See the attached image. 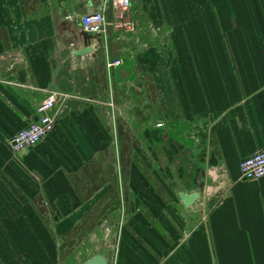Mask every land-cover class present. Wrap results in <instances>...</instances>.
I'll list each match as a JSON object with an SVG mask.
<instances>
[{"label": "crops", "instance_id": "crops-1", "mask_svg": "<svg viewBox=\"0 0 264 264\" xmlns=\"http://www.w3.org/2000/svg\"><path fill=\"white\" fill-rule=\"evenodd\" d=\"M102 6L0 0V264H264V177L238 168L264 147V0H131L86 35ZM164 21L172 49L147 48ZM135 52L150 59L149 110L137 84L133 101L114 95L137 64L106 67ZM52 92L65 95L52 131L12 155Z\"/></svg>", "mask_w": 264, "mask_h": 264}, {"label": "built area", "instance_id": "built-area-1", "mask_svg": "<svg viewBox=\"0 0 264 264\" xmlns=\"http://www.w3.org/2000/svg\"><path fill=\"white\" fill-rule=\"evenodd\" d=\"M110 6L115 13H123L130 9L131 0H103V6L97 12L81 18L82 31L86 35H104L108 25L105 18L106 6ZM120 59L107 61V69L120 66ZM65 98L60 93H49L36 106L37 121L28 127L17 131L8 142L9 149L14 156L21 155L28 148L41 142L53 129L56 122V107ZM162 128L163 124H155ZM240 179L257 181L264 177V147L258 149L239 163Z\"/></svg>", "mask_w": 264, "mask_h": 264}, {"label": "rangeland", "instance_id": "rangeland-1", "mask_svg": "<svg viewBox=\"0 0 264 264\" xmlns=\"http://www.w3.org/2000/svg\"><path fill=\"white\" fill-rule=\"evenodd\" d=\"M139 10L142 11V7H141V9L139 8ZM139 20H140L139 21V28H140L139 30H141V33L145 34L146 31L151 28L150 27L151 25H150L149 21L146 20L145 16H143L142 19L140 18ZM167 30H171L170 28H168L167 22L166 21L160 22L159 26L155 28L156 34H158L157 37L153 38L152 42L144 43L143 45H146L147 48L153 46L154 49H172L171 48L172 46L170 43V38L167 34ZM135 46H137V45H135ZM135 46L133 47V49H137V47H135ZM225 47H227V49H228V43L225 44ZM129 49H132V48H129ZM121 61H122L121 65L124 64L126 66L129 65L130 63H136L137 68H136V70H133L131 72V75L128 78V80H130V81H126L125 84H122L121 86L115 85L116 89L114 88V95H116L118 97L120 96L121 98L123 97V95H125V96H127L128 99L133 101V97H134V94H133L134 90L133 89H135L134 87H136V84H137L142 89L144 95H146L147 98L149 99L150 93H151V91H150L151 87H150V73H149V70H147V65H149L150 59L144 57V54H142V53L140 55L138 52H135L134 54H131V55L127 54V56L123 57V59ZM131 79H133V80H131ZM143 105H144V110H149L150 99L147 102H144ZM133 106H134V104L133 103L129 104V101H128L127 108L132 110ZM158 123H161V122H156L155 124H158ZM155 124H154V126H155ZM130 136L132 137V140H134V135L131 134ZM95 217H97V216H95ZM81 232L84 233L85 231H82V230L78 231L80 236L83 234ZM76 239H77L76 235L71 236L69 234L68 238L64 239V244L62 246V253L70 254L72 252H75L76 249L74 248L75 245H73V244L76 241ZM91 249H94L92 247V245H86L83 247V250L81 252L80 251L79 252L81 254L82 253L86 254L88 251H89V253H91Z\"/></svg>", "mask_w": 264, "mask_h": 264}, {"label": "water", "instance_id": "water-1", "mask_svg": "<svg viewBox=\"0 0 264 264\" xmlns=\"http://www.w3.org/2000/svg\"><path fill=\"white\" fill-rule=\"evenodd\" d=\"M90 38V37H89ZM92 52L91 48L78 50L73 55H85ZM180 198L184 204L185 207H190L198 198L197 193H191V194H180ZM112 228L113 225L111 222L106 223L101 227V232L103 234V238L106 242H108L111 239L112 235ZM107 259L101 255L100 253H95L93 256H91L89 259L85 260L82 264H107Z\"/></svg>", "mask_w": 264, "mask_h": 264}]
</instances>
